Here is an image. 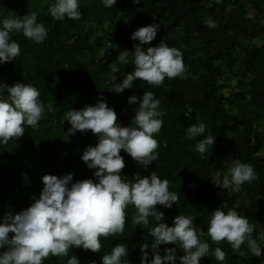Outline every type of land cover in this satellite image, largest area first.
I'll list each match as a JSON object with an SVG mask.
<instances>
[{
	"label": "trees",
	"instance_id": "trees-1",
	"mask_svg": "<svg viewBox=\"0 0 264 264\" xmlns=\"http://www.w3.org/2000/svg\"><path fill=\"white\" fill-rule=\"evenodd\" d=\"M50 3L0 0V19L10 12L23 16L34 11L48 29L42 43L29 40L20 31L11 33L20 43L21 54L0 63V82L8 86L32 83L44 103L38 128L26 127L22 137L0 144V220L6 212L15 214L39 197L45 174L72 173L73 182L95 180V169L88 168L81 156L87 146H95L98 136L91 130L69 135L71 125L65 114L70 109L79 110L103 99L117 113L118 122L128 126L138 107V102L129 104L128 97L142 98L144 91H153L166 111L163 127L156 134L159 158L144 169L121 150L125 160L122 175L132 180L136 174L155 171L169 180V189L179 193V201L171 208L156 207L170 226L179 214L194 217L205 233L203 239L211 245L200 264H264V255L252 256L246 245L242 248L249 255L240 256L227 241L217 244L207 235L210 214L224 201L255 224L254 235L264 232V0H222L219 4L215 0H117L112 8L105 7L103 0H81L79 20L53 18ZM207 17L217 22L215 28L205 24ZM152 23L160 25L157 36L144 46L165 40L181 49L186 77L166 78L162 86L137 78L131 89L111 91V64H119L114 82L119 83L125 73L134 70L131 58L127 64L118 62L119 52L134 51L133 45L139 41L131 33ZM200 121L207 124L206 135L216 136L207 159H201L195 148L203 137L189 139L186 135L187 128ZM235 159L250 163L258 176L245 182L239 192L210 179L216 170L227 173ZM136 214L130 204L124 232L102 238L100 252L73 248L70 255L77 256L80 264H102L103 254L117 243H126L128 256L123 259L140 264L141 248L152 241L148 230L159 222L149 217L148 225H134ZM168 247L176 246L161 245L160 254ZM216 247L227 253L223 262L213 255ZM183 254L177 245V257ZM66 259L50 255L44 264H64Z\"/></svg>",
	"mask_w": 264,
	"mask_h": 264
},
{
	"label": "clouds",
	"instance_id": "clouds-1",
	"mask_svg": "<svg viewBox=\"0 0 264 264\" xmlns=\"http://www.w3.org/2000/svg\"><path fill=\"white\" fill-rule=\"evenodd\" d=\"M104 6L112 8L117 0H103ZM222 3V0H215ZM81 0H51L49 12L57 20L66 17L72 20L81 18ZM3 15V14H0ZM205 24L215 28L217 22L211 17ZM159 23L138 27L131 33L134 51L122 50L118 62L127 64L129 58L134 70L125 73L119 83L116 73L118 63L111 64V91L122 93L133 88L137 78L153 86H162L166 78H185L187 66L181 49L170 46L165 40L156 46L145 47L153 41L159 30ZM20 31L23 36L35 43H42L48 36V29L38 20V13L32 11L23 16L13 12L0 19V63L12 61L21 54V46L11 33ZM40 91L32 83L16 82L12 86L0 82V144L22 137L26 127H39L44 117V103ZM134 116L128 126L118 122L117 113L103 99L95 104L85 105L79 110L70 109L65 114L71 127L69 135L77 131L91 130L97 134L95 146H87L81 159L90 169H95L93 179L76 180L73 174L62 176L45 174L43 188L38 198L29 207L15 214L6 212L0 220V264H44L50 255L67 257L64 264H80L73 248L100 252L102 238L123 233L126 224V209L131 204L136 209L132 218L134 225H148L149 217L159 223L149 228L151 245L141 248L140 264H200L207 257L211 245L203 239L205 233L194 223L192 215L179 214L172 225L164 221V213L156 205L171 208L179 201V193L169 189V180L161 178L155 171L150 175L136 174L130 180L122 175L125 160L124 150L144 169L159 158V141L156 138L163 127L161 99L153 91H144L142 98L128 97L129 104H137ZM64 120V121H65ZM207 124L200 121L186 130L189 139L203 137L195 145L201 159L212 149L215 137L207 134ZM211 181L224 189L239 192L245 182L258 179L254 167L247 162L235 159L230 170L225 173L216 170ZM256 226L249 222L235 207L224 201L210 214L207 235L219 244L227 241L240 256L260 257L264 255V232L254 235ZM11 234V235H10ZM171 243L176 247L164 249L161 245ZM177 245L183 255L177 257ZM247 247L245 251L242 246ZM217 261L223 262L227 253L221 247L212 250ZM128 256V245L117 243L109 253L102 255V264H129L123 258ZM151 256V259H149ZM95 264V261L92 262Z\"/></svg>",
	"mask_w": 264,
	"mask_h": 264
},
{
	"label": "rangeland",
	"instance_id": "rangeland-1",
	"mask_svg": "<svg viewBox=\"0 0 264 264\" xmlns=\"http://www.w3.org/2000/svg\"><path fill=\"white\" fill-rule=\"evenodd\" d=\"M253 16V13H249V17ZM105 30H108V28H106ZM100 36H104L105 37V33L104 32H100ZM261 43H264V35L262 36V39H261ZM99 54L101 55L102 53L99 52ZM234 85V83H233ZM193 184V183H192ZM264 257V256H263Z\"/></svg>",
	"mask_w": 264,
	"mask_h": 264
}]
</instances>
